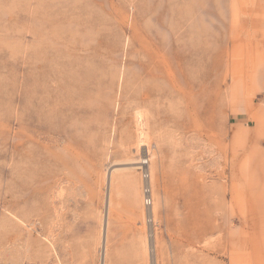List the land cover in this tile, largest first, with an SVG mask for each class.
<instances>
[{
	"label": "rangeland",
	"instance_id": "obj_1",
	"mask_svg": "<svg viewBox=\"0 0 264 264\" xmlns=\"http://www.w3.org/2000/svg\"><path fill=\"white\" fill-rule=\"evenodd\" d=\"M23 103L39 150H71L37 163L31 194ZM7 251L264 264V0H0V264Z\"/></svg>",
	"mask_w": 264,
	"mask_h": 264
},
{
	"label": "bare ground",
	"instance_id": "obj_2",
	"mask_svg": "<svg viewBox=\"0 0 264 264\" xmlns=\"http://www.w3.org/2000/svg\"><path fill=\"white\" fill-rule=\"evenodd\" d=\"M53 119V118H52ZM56 122H54L56 125H59L61 128L58 126L56 128H51V129H46V132L52 135H56L59 138L61 135L64 133V118L59 117L57 115ZM26 122V111H25V106L24 103L19 107L18 111V124L20 127L19 131V136H18V150H19V158H18V163H19V168L21 170V182L20 186L22 191L24 192L25 190H28L29 193L31 194V191H33L34 183L36 181L35 175H36V165L37 163H48L50 162L53 166L57 164V161L59 162V159L57 157H66L67 154L71 150H66V147L61 144V148H59L56 151H51V156L47 157L46 153L39 150L38 143L35 141L33 137H28L24 133V125ZM27 144H30V147H27ZM50 148L52 146L49 145ZM53 149V148H52ZM63 163V161H61ZM136 164L142 165L144 167L145 161L141 160L140 162H137ZM118 166V165H116ZM65 168V166H63ZM55 170V168H54ZM23 174H28V182L25 183V177H23ZM56 175V173H54ZM21 194V193H20ZM32 202V201H31ZM30 203V202H29ZM27 204V203H26ZM32 204V203H31ZM32 206V205H31ZM150 236V235H149ZM152 243V242H151ZM153 248V247H152ZM6 264L7 262L9 263L10 261V254L9 251L5 252L4 254ZM8 260V261H7ZM153 263V262H152Z\"/></svg>",
	"mask_w": 264,
	"mask_h": 264
},
{
	"label": "built area",
	"instance_id": "obj_3",
	"mask_svg": "<svg viewBox=\"0 0 264 264\" xmlns=\"http://www.w3.org/2000/svg\"><path fill=\"white\" fill-rule=\"evenodd\" d=\"M145 204L148 206L150 204L149 200H145Z\"/></svg>",
	"mask_w": 264,
	"mask_h": 264
}]
</instances>
